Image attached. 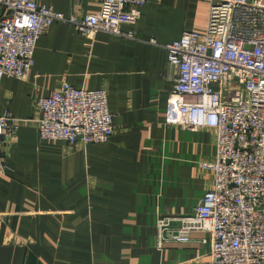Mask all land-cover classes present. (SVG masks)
<instances>
[{"label": "crops", "instance_id": "0c3cea01", "mask_svg": "<svg viewBox=\"0 0 264 264\" xmlns=\"http://www.w3.org/2000/svg\"><path fill=\"white\" fill-rule=\"evenodd\" d=\"M41 2L65 17L100 8L96 0ZM208 7L147 0L138 21L122 25L135 38L97 32L88 40L56 21L26 77L0 79V115L19 119L16 136L0 138V264H191L208 253L202 231L159 247L157 230L161 216L190 214L213 180L198 162L213 158L214 131L163 119L172 87L163 45L188 30L205 33ZM62 82L107 91V141L41 139L35 100Z\"/></svg>", "mask_w": 264, "mask_h": 264}, {"label": "built area", "instance_id": "2783aa9c", "mask_svg": "<svg viewBox=\"0 0 264 264\" xmlns=\"http://www.w3.org/2000/svg\"><path fill=\"white\" fill-rule=\"evenodd\" d=\"M96 1L98 12L65 17L41 0H0V79L26 77L37 41L56 21L88 40L97 32L135 38L122 25L135 24L147 0ZM208 13L205 33L188 30L163 45L172 82L163 119L214 131L213 158L198 162L213 180L190 214L157 220L158 245L202 231L209 251L191 264H264V0H209ZM35 101L41 139L87 145L114 133L105 89L62 82ZM18 124L0 115V138L15 137ZM3 155L0 148V173Z\"/></svg>", "mask_w": 264, "mask_h": 264}]
</instances>
